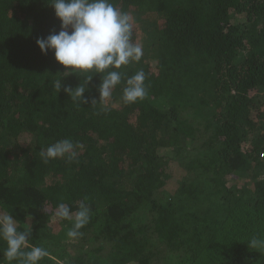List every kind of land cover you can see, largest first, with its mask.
Masks as SVG:
<instances>
[{"label":"trees","instance_id":"trees-1","mask_svg":"<svg viewBox=\"0 0 264 264\" xmlns=\"http://www.w3.org/2000/svg\"><path fill=\"white\" fill-rule=\"evenodd\" d=\"M110 2L147 47L118 70L146 73L132 104L123 82L92 104L102 75L41 52L37 39L61 30L52 0H0V214L47 250L39 264H264V247L247 244L264 239V0ZM88 75V102L72 100L64 88ZM62 139L80 145L76 160L45 164L40 149ZM81 202L91 219L69 239L53 213Z\"/></svg>","mask_w":264,"mask_h":264},{"label":"clouds","instance_id":"clouds-1","mask_svg":"<svg viewBox=\"0 0 264 264\" xmlns=\"http://www.w3.org/2000/svg\"><path fill=\"white\" fill-rule=\"evenodd\" d=\"M51 6L61 21V30L37 39L36 43L45 55L49 50L54 51L56 61L65 68L102 75L98 87L99 102L93 99L92 104L105 103L122 82L123 103L132 104L147 97V76L142 69L126 80L125 74L118 71L122 66L139 62L143 56L142 46L132 40L134 25L128 13L122 12L110 0H52ZM92 78L93 75H88L85 83L75 89L64 88V91L72 100L79 99L85 104L88 101L84 99V93ZM55 87L57 92L61 90V80ZM79 147L71 139H62L39 152L45 164L58 158L71 162L76 160ZM53 215L71 222L66 235L74 240L82 236L81 229L89 224L91 209L81 202L73 213L68 205L60 203ZM17 225L11 214H0V241L6 244L3 257L9 264H39L48 255L47 250L35 245L29 247L30 231H19ZM247 244L250 249H258L264 247V239L253 237Z\"/></svg>","mask_w":264,"mask_h":264},{"label":"rangeland","instance_id":"rangeland-1","mask_svg":"<svg viewBox=\"0 0 264 264\" xmlns=\"http://www.w3.org/2000/svg\"><path fill=\"white\" fill-rule=\"evenodd\" d=\"M140 25H142L141 22L137 23V25H136V27L139 30V32L141 31V26ZM139 41H140L139 44L142 46L143 52L145 53L147 51L146 44H144V41L142 40V38ZM151 64L154 65V63H151ZM155 104H156L157 107L162 108V109H164L166 107V105H164L163 102L160 104V103H158L156 101ZM103 105H105V104L103 103ZM259 105H263L264 106V100H262ZM109 106H111V105H106V107H109ZM172 148H173L172 151L174 152L176 150V147L175 146L174 147L172 146ZM162 151H163V153H166V154L171 153V151H169V150H162ZM178 174H179L178 166H177V164H173L172 175L178 176ZM239 179H240L239 180L240 186H242L243 190L244 191L246 190L247 192H249L250 189H251L250 186L252 185V178H251V176L250 175H243ZM246 191H245V193H247ZM68 253L73 254L74 251L73 250H70V252H68ZM75 254H77V252H75ZM67 256H68V254H66L64 256H61L60 258H53V257L49 256V258L51 260L50 261V264H68V262L70 260H72V257L71 256H68L67 257Z\"/></svg>","mask_w":264,"mask_h":264},{"label":"built area","instance_id":"built-area-1","mask_svg":"<svg viewBox=\"0 0 264 264\" xmlns=\"http://www.w3.org/2000/svg\"><path fill=\"white\" fill-rule=\"evenodd\" d=\"M263 157H264V155H263Z\"/></svg>","mask_w":264,"mask_h":264}]
</instances>
